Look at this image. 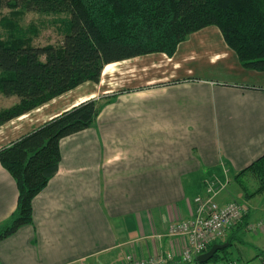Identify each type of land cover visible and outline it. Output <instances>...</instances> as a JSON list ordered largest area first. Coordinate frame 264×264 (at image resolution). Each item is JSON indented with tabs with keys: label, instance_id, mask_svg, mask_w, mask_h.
<instances>
[{
	"label": "crops",
	"instance_id": "0c3cea01",
	"mask_svg": "<svg viewBox=\"0 0 264 264\" xmlns=\"http://www.w3.org/2000/svg\"><path fill=\"white\" fill-rule=\"evenodd\" d=\"M103 75L105 90L75 89L72 101L61 104L64 95L29 122L22 118L41 108L0 127L2 149L86 101L105 102L91 128L62 140L59 172L34 199L33 222L0 240V264L178 256L184 243L169 229L192 217L205 182L219 173L233 179L264 154V72L244 68L216 26L192 34L174 56L112 63ZM18 196L0 162V229ZM232 200L229 190L217 197L221 206ZM257 209L227 235L236 239L231 260L239 264H264V214Z\"/></svg>",
	"mask_w": 264,
	"mask_h": 264
},
{
	"label": "trees",
	"instance_id": "16d2710c",
	"mask_svg": "<svg viewBox=\"0 0 264 264\" xmlns=\"http://www.w3.org/2000/svg\"><path fill=\"white\" fill-rule=\"evenodd\" d=\"M4 6L68 14L69 20L58 46L36 47L24 35L0 38V93L19 99L0 110V127L85 83H100L109 64L154 53L174 56L181 43L209 26L220 29L244 68L264 72V0H0ZM104 104L86 101L0 149L19 193L0 240L33 222L34 199L59 172L62 140L91 128ZM247 174L257 182L254 192L243 181ZM233 180L248 198L264 194V154ZM226 241L212 262L231 260L228 249L236 239Z\"/></svg>",
	"mask_w": 264,
	"mask_h": 264
},
{
	"label": "built area",
	"instance_id": "2783aa9c",
	"mask_svg": "<svg viewBox=\"0 0 264 264\" xmlns=\"http://www.w3.org/2000/svg\"><path fill=\"white\" fill-rule=\"evenodd\" d=\"M214 180H207L204 195L194 198V212L192 217L184 222L173 224L169 229V236L180 238L184 245L177 256L172 251L160 252L150 258H138L128 255L127 264H198V257L207 253L211 245L220 244L227 238L228 233L244 222L250 209L247 203L230 202L221 206L217 197L220 190L214 187ZM263 222L249 226V230H257ZM206 264H220L209 261ZM223 264H239L231 260Z\"/></svg>",
	"mask_w": 264,
	"mask_h": 264
},
{
	"label": "rangeland",
	"instance_id": "374dc122",
	"mask_svg": "<svg viewBox=\"0 0 264 264\" xmlns=\"http://www.w3.org/2000/svg\"><path fill=\"white\" fill-rule=\"evenodd\" d=\"M68 20V14L30 12L22 7H0V38L2 40H8L11 39V37L12 39H14L19 35H24L25 38L36 47H45L48 45L58 46L62 44L67 34ZM107 82L108 81H106V77L102 75L100 83H85L81 85L80 88H77L80 89L79 91H77V93H80V91L89 92L91 89H94L95 85L99 87V90H105ZM75 95L76 94H73L72 91L71 93L69 92L67 96H64L66 100L61 102V104L67 101H72L71 97H75ZM1 97H3V95L0 93V108H3L5 106H11L15 100L17 103L19 101L18 97H14L11 99L2 98L3 100H1ZM102 100L103 99H101L100 101ZM50 109V107L44 110H42L41 108L39 111H35L31 113V115L22 118V120L29 122L33 116L42 115V112L44 113ZM225 172L227 174L229 173L228 170H225ZM220 175L221 173L217 174V177L214 178V181H216L214 183V187L217 191L220 190V194L225 193L227 190H229L234 195L235 200H232V202L252 200L251 204L247 203L249 209L258 208L256 211L257 215L263 217L264 194L257 195V197H253L254 199L248 198L245 192L240 188V185H238L231 177L230 179H228L226 175L227 180L223 181L220 179ZM243 181L249 187V192H254L256 190L258 185L256 180L251 176V174H247L246 176H244ZM204 185V188L206 189L207 183H205ZM226 195L229 196L228 193H226ZM226 240L227 238L221 241V245L227 243ZM228 253H230L231 257V253H233V246L228 249Z\"/></svg>",
	"mask_w": 264,
	"mask_h": 264
},
{
	"label": "water",
	"instance_id": "95a60500",
	"mask_svg": "<svg viewBox=\"0 0 264 264\" xmlns=\"http://www.w3.org/2000/svg\"><path fill=\"white\" fill-rule=\"evenodd\" d=\"M229 246L228 243H225L223 245L221 244H215L212 246V248L205 254L198 257L199 263L206 264L209 261H211L215 254H217L219 251L223 250L224 248H227Z\"/></svg>",
	"mask_w": 264,
	"mask_h": 264
}]
</instances>
